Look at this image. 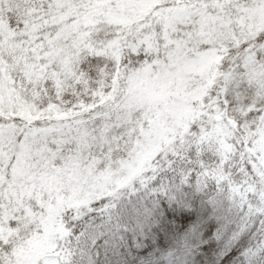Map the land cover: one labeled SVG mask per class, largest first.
I'll return each mask as SVG.
<instances>
[{
  "label": "snow or ice",
  "instance_id": "obj_1",
  "mask_svg": "<svg viewBox=\"0 0 264 264\" xmlns=\"http://www.w3.org/2000/svg\"><path fill=\"white\" fill-rule=\"evenodd\" d=\"M0 264H264V0H0Z\"/></svg>",
  "mask_w": 264,
  "mask_h": 264
}]
</instances>
